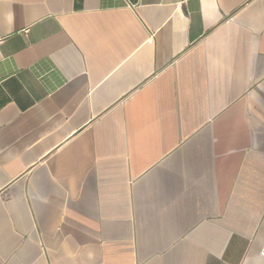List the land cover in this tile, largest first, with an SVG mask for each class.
Listing matches in <instances>:
<instances>
[{
    "label": "crops",
    "instance_id": "crops-1",
    "mask_svg": "<svg viewBox=\"0 0 264 264\" xmlns=\"http://www.w3.org/2000/svg\"><path fill=\"white\" fill-rule=\"evenodd\" d=\"M0 264H264V0H0Z\"/></svg>",
    "mask_w": 264,
    "mask_h": 264
}]
</instances>
